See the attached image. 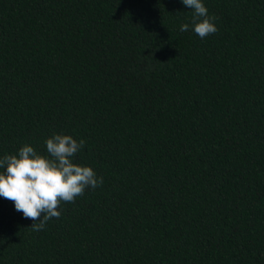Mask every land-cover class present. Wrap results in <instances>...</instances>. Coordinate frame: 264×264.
I'll use <instances>...</instances> for the list:
<instances>
[{"label": "trees", "instance_id": "1", "mask_svg": "<svg viewBox=\"0 0 264 264\" xmlns=\"http://www.w3.org/2000/svg\"><path fill=\"white\" fill-rule=\"evenodd\" d=\"M202 2L0 0V157L103 177L39 232L0 197V264H264V0Z\"/></svg>", "mask_w": 264, "mask_h": 264}, {"label": "clouds", "instance_id": "2", "mask_svg": "<svg viewBox=\"0 0 264 264\" xmlns=\"http://www.w3.org/2000/svg\"><path fill=\"white\" fill-rule=\"evenodd\" d=\"M181 3L192 10L190 22L180 25L181 32L192 30L203 39L218 31L217 17L209 15L202 0ZM44 144L47 155L24 144L16 154L0 157V197L13 202L25 219H31L30 227L36 232L60 217L62 203H74L86 189L103 184V177H98L92 167L74 162L84 147L83 139L53 133Z\"/></svg>", "mask_w": 264, "mask_h": 264}]
</instances>
